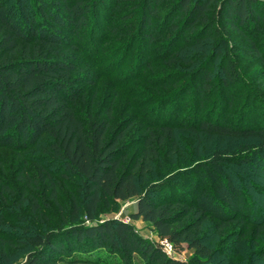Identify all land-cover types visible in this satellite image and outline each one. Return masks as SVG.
Listing matches in <instances>:
<instances>
[{
    "label": "trees",
    "instance_id": "1",
    "mask_svg": "<svg viewBox=\"0 0 264 264\" xmlns=\"http://www.w3.org/2000/svg\"><path fill=\"white\" fill-rule=\"evenodd\" d=\"M231 34L245 40L257 62L258 88L250 87L239 114L233 110L237 98L232 90L248 81ZM132 49L138 60L120 81L117 63L103 61L127 59ZM159 64L174 70L154 77L162 81L165 98L160 97L157 111L141 117L146 134L132 152L137 145L132 146L128 134L140 118L114 128V103L93 114L79 100L84 85H95L100 77L115 78L116 87L125 89ZM181 65L186 69L176 70ZM216 93L222 102L208 108ZM171 104L164 118V108ZM179 128L246 144L237 160L230 151L217 150L144 187L167 141L175 151ZM43 137L79 183L71 195L70 225L25 236L20 245L29 246L31 256L23 264H95L103 253L120 257L122 264L209 263L214 252L204 241L207 224L216 222L223 232L255 214L252 196L228 168L264 162V0H0V149L27 151ZM28 179L42 193L30 197L34 213L42 210L47 192L62 209L60 183L52 172L40 166L36 177ZM0 188L5 195L14 194L1 181ZM134 198L138 209L131 219L148 223L159 243L141 236L129 222L99 220L103 212ZM2 201L0 227L5 228L12 214ZM2 235L0 264H10L7 250L16 247L15 234ZM186 249L193 252L189 261L175 256Z\"/></svg>",
    "mask_w": 264,
    "mask_h": 264
},
{
    "label": "rangeland",
    "instance_id": "2",
    "mask_svg": "<svg viewBox=\"0 0 264 264\" xmlns=\"http://www.w3.org/2000/svg\"><path fill=\"white\" fill-rule=\"evenodd\" d=\"M230 37L234 52L237 53V56H241L238 64L243 69V74L248 81V84L240 83L232 90V94H235L237 98L233 110L239 114L241 110L245 109L246 97L250 87L258 88L257 62L254 57L248 54L245 40L235 34H231ZM115 44L117 43L115 42ZM135 52L136 49H132L127 59L122 61L119 59L112 61L108 57L103 63L106 65L117 63L115 78L118 77L121 81L134 69L138 60ZM97 56L100 59L101 55L98 54ZM219 62L216 63V68L213 71V77L216 79H219L216 75ZM85 63L89 67L93 66L86 60ZM176 67H178L176 70L186 69L183 65ZM171 70L174 69H170L164 64H159L154 69L146 71L140 81L128 83L125 89L116 87L115 78L100 77L101 80H97L95 85H84L83 90H85V93H83L82 99L79 100L80 107L87 111L92 110L93 114H96L103 112L111 103H114V128L121 121L138 120L140 118L136 128L128 134V140L132 146L137 145L132 151L136 152L141 146L138 144L141 143L143 136L146 134L145 127H143L145 125H140L143 121L141 117L150 110L157 111L159 103L165 98L161 96L166 94L159 87L162 81H154V77L169 73ZM93 72L98 74L96 69H93ZM99 82H101L100 85ZM187 98V103L192 101L191 95ZM221 102V99L217 100L216 93L208 101L207 105L210 108L215 104L219 105ZM171 106L174 105H167L164 108V118H167V113H169ZM185 111L187 109L183 112ZM245 144L240 139L210 135L203 132L196 134L179 128L176 132L175 151L171 152L173 148L171 141H167L160 151L159 160L154 163L153 169L144 181L143 186L149 187L154 183L163 182L171 175L187 170L195 163L206 160L217 150H228L237 160ZM48 147L47 139L43 137L37 145L27 151H16L8 148L0 149V181L14 190L13 195H5L0 192V206L3 204L2 199H5L7 204L5 208L12 214L7 217L5 228L0 227V232L3 233L2 237H9V234H15L16 240V247L8 248L7 250L10 264H23L30 258L31 248L27 245H20V242H24L25 236H33L37 233L41 234L63 227L66 228L70 225L67 220L70 221L71 195L76 193V186L79 180L67 171L65 164L61 163L50 153ZM40 166L47 168L59 180L61 188L59 206L62 207V211L50 201L49 192H47L44 198L42 197V200H44L42 210L37 214L33 212L34 206L30 202V197L33 194L41 196L42 193L30 185L28 178H35L36 171ZM228 172L235 183L252 196L251 204L255 214L245 223H236L223 232L216 226V222L212 221L207 224L204 231V241L214 252L212 259L207 264H264V218L261 217V210L264 209V162L256 160L245 166H239L234 163L228 168ZM47 205L50 208L46 207ZM137 209L138 202L135 198L126 202H119L113 209L103 212L99 220L114 219L129 222L134 225L141 236L152 242L159 243L160 239L148 223L142 219H131V214L136 212ZM43 214H45V217H43ZM82 220L88 223L85 216H82ZM169 247L166 245L167 252ZM175 256L181 260L189 261L193 256V252L186 249L183 254H175ZM95 264H122V261L118 256L114 257L108 253H103L102 260ZM135 264L144 263L137 261Z\"/></svg>",
    "mask_w": 264,
    "mask_h": 264
},
{
    "label": "built area",
    "instance_id": "3",
    "mask_svg": "<svg viewBox=\"0 0 264 264\" xmlns=\"http://www.w3.org/2000/svg\"><path fill=\"white\" fill-rule=\"evenodd\" d=\"M162 244L165 246V248H166V245H167V246H170V244H169L167 241H163ZM166 250H167V249H166ZM167 253H168L169 255L173 256V251H172V247H171V246L169 247V250H168Z\"/></svg>",
    "mask_w": 264,
    "mask_h": 264
}]
</instances>
